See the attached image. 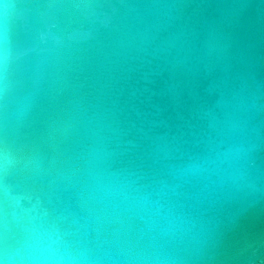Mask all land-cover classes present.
Returning a JSON list of instances; mask_svg holds the SVG:
<instances>
[{"label": "water", "instance_id": "water-1", "mask_svg": "<svg viewBox=\"0 0 264 264\" xmlns=\"http://www.w3.org/2000/svg\"><path fill=\"white\" fill-rule=\"evenodd\" d=\"M0 264H264V0H0Z\"/></svg>", "mask_w": 264, "mask_h": 264}]
</instances>
